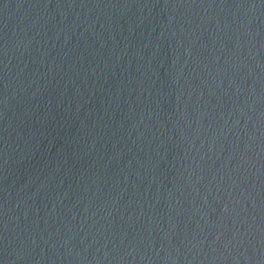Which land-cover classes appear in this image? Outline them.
<instances>
[{
  "label": "water",
  "instance_id": "obj_1",
  "mask_svg": "<svg viewBox=\"0 0 264 264\" xmlns=\"http://www.w3.org/2000/svg\"><path fill=\"white\" fill-rule=\"evenodd\" d=\"M0 264H264V0H0Z\"/></svg>",
  "mask_w": 264,
  "mask_h": 264
}]
</instances>
